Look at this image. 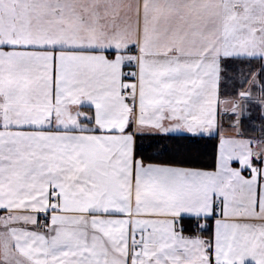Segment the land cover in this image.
<instances>
[{
    "label": "snow or ice",
    "instance_id": "1",
    "mask_svg": "<svg viewBox=\"0 0 264 264\" xmlns=\"http://www.w3.org/2000/svg\"><path fill=\"white\" fill-rule=\"evenodd\" d=\"M0 212V264H264V0H0Z\"/></svg>",
    "mask_w": 264,
    "mask_h": 264
},
{
    "label": "trees",
    "instance_id": "2",
    "mask_svg": "<svg viewBox=\"0 0 264 264\" xmlns=\"http://www.w3.org/2000/svg\"><path fill=\"white\" fill-rule=\"evenodd\" d=\"M259 68L260 62L253 61V70H258ZM240 87L238 84L234 85L233 88L228 90V94H233L234 90ZM243 87L246 88V85H243ZM253 91L255 92L256 90L254 89ZM157 143L161 149H167L163 153L165 157L174 158L178 162L183 161V166L207 170H211L214 167L218 152V137L207 138L190 134L158 135L150 143L153 147L148 149L149 154L157 146ZM189 227L190 229L194 228L195 221H192Z\"/></svg>",
    "mask_w": 264,
    "mask_h": 264
},
{
    "label": "crops",
    "instance_id": "3",
    "mask_svg": "<svg viewBox=\"0 0 264 264\" xmlns=\"http://www.w3.org/2000/svg\"><path fill=\"white\" fill-rule=\"evenodd\" d=\"M81 111L82 112H85V113H89V114H91V112H92V109H90L89 107H87V106H85V107H83V108H81ZM85 122H87V121H85ZM255 123L256 125H259L260 123H259V119L258 120H254V121H252V123ZM251 123H250V121H244V127L248 130V134L249 135H254V136H258L259 135V132L258 131H254L249 125H250ZM223 132H224V134L225 135H228V136H232V135H235V129L234 128H232L230 125H227L224 121H223ZM156 136H158V135H156ZM156 136H152V135H146V136H144L143 137V139H142V141L143 142H146V141H148V139H154ZM151 139V140H152ZM141 141V142H142ZM233 166L234 167H238L239 165H238V163H236V162H234V164H233ZM207 170V169H206ZM4 213L3 212H0V215H3Z\"/></svg>",
    "mask_w": 264,
    "mask_h": 264
},
{
    "label": "rangeland",
    "instance_id": "4",
    "mask_svg": "<svg viewBox=\"0 0 264 264\" xmlns=\"http://www.w3.org/2000/svg\"><path fill=\"white\" fill-rule=\"evenodd\" d=\"M238 84V83H237ZM239 85V84H238ZM239 86H241V85H239ZM246 87H247V85H246ZM254 120H258V118H254ZM250 123H252L251 121H250ZM259 123H261V121L259 120ZM152 139V138H151ZM151 139H148V141H146V142H141L145 147H147L148 145H150V143L153 141V139L151 140Z\"/></svg>",
    "mask_w": 264,
    "mask_h": 264
},
{
    "label": "built area",
    "instance_id": "5",
    "mask_svg": "<svg viewBox=\"0 0 264 264\" xmlns=\"http://www.w3.org/2000/svg\"><path fill=\"white\" fill-rule=\"evenodd\" d=\"M232 119H233L232 117H225L223 121H224L227 125H231ZM41 219H42V218H41Z\"/></svg>",
    "mask_w": 264,
    "mask_h": 264
}]
</instances>
